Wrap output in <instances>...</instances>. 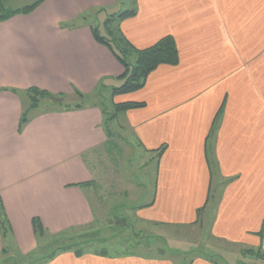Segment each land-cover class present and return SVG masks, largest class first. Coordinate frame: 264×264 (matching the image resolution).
<instances>
[{
	"label": "crops",
	"instance_id": "obj_1",
	"mask_svg": "<svg viewBox=\"0 0 264 264\" xmlns=\"http://www.w3.org/2000/svg\"><path fill=\"white\" fill-rule=\"evenodd\" d=\"M118 3L45 0L29 14L0 22V198L11 227L6 237L0 229V252L13 246L27 264H176L173 254L141 248L106 255L65 250L44 262L33 256L41 244L34 217L52 235L93 226L94 157L106 148L116 160L117 136L141 155L144 166L156 162L150 197L133 205L138 219L193 227L203 220L204 232L232 252L264 250V0H126L137 12L121 21L125 36L145 48L171 34L180 61L159 65L144 87L114 97L145 102L116 115L115 130L105 123L101 90L111 94L117 86L112 82L122 83L124 66L95 39L91 25H100L96 17ZM99 8L90 20L79 21L80 14ZM32 86L82 106L44 104L20 128L27 100L10 89ZM85 97L92 102L83 103ZM147 183H136L133 201ZM190 260L218 264L205 253Z\"/></svg>",
	"mask_w": 264,
	"mask_h": 264
},
{
	"label": "rangeland",
	"instance_id": "obj_2",
	"mask_svg": "<svg viewBox=\"0 0 264 264\" xmlns=\"http://www.w3.org/2000/svg\"><path fill=\"white\" fill-rule=\"evenodd\" d=\"M33 1L35 0H6L5 5L15 8ZM119 1L121 3H118L116 8L109 9L107 13H100L96 17L97 23L100 24L98 26L100 33L107 34L104 23L107 17L113 12L117 13L129 7L126 0ZM112 83L113 85H121V81H113ZM110 95L109 88L103 87L101 90V105L104 108L105 117H110L114 112L113 100ZM91 97H85L81 101L88 104L93 100ZM67 101L73 102L72 99ZM105 123L109 128L118 130L112 120L107 122L105 120ZM117 140L120 144H117L118 152H115L114 155L116 160L111 158L113 154L110 153L109 155L105 152L104 149L106 148L100 150L101 152H98L94 157L96 185L95 190L93 189L94 193L92 191L90 196L96 211L93 226L91 224L89 226L73 227L62 234V237L57 238L47 234L45 238L41 239L40 244L47 249L46 252L74 243L77 247L84 248L85 251L100 252L102 248L107 247L108 252L111 254L130 250L132 252L137 250L130 249L131 244L141 239L140 235L150 233L165 236L167 249L175 252L172 256L176 264H180L181 256L186 254L185 256L190 258L196 253L208 254L217 261L220 260V263L223 264H264V258L248 257L246 256L247 252L240 250L238 247L234 248L235 251L232 252L230 250L231 246L221 240L211 238L207 233L209 231L204 232L207 225L204 224L203 220H200L196 227H193L181 225L161 226L138 219L133 212V205L142 203L143 200L150 197L151 180L157 178L156 162L153 159L148 165L144 166L145 161L139 158L141 155H138L130 145L127 146L128 143H124V138L117 136ZM147 181L149 184L143 186L144 191L141 192L140 197L133 201L136 183L145 184ZM131 194H133L132 198ZM137 232L138 235L135 234ZM161 244H163L161 240L154 241L151 246L154 254H157ZM140 248L142 252L148 251L145 247L142 248L141 246ZM7 249V252H0V264H27L30 261L13 246ZM40 252L41 250L37 251L33 256L38 255Z\"/></svg>",
	"mask_w": 264,
	"mask_h": 264
},
{
	"label": "trees",
	"instance_id": "obj_3",
	"mask_svg": "<svg viewBox=\"0 0 264 264\" xmlns=\"http://www.w3.org/2000/svg\"><path fill=\"white\" fill-rule=\"evenodd\" d=\"M5 1L6 0H0V22L6 21L17 14H29L33 12L37 7H39V5H41L45 0H35L29 4L15 8L6 6ZM101 10L102 8H99L95 12L94 10H91L82 13L79 15V21H86L87 19L90 20L94 16V13H98ZM136 12L137 9L134 6L117 13L113 12L104 21L107 34H102L99 32V27H98L99 25L97 24L91 25V30L95 39L98 42L107 45L109 49L113 52L117 60L124 66V72L120 76V78L123 80L121 85L114 86L111 90L112 100L116 96L128 94L144 87L148 76L159 65L161 64L177 65L180 61L179 48L177 46V42L174 36L171 34H167L161 37L157 42L145 48H137L125 36V34L122 31L120 23L124 18L134 16ZM10 90L27 100L26 107L21 115L20 128L24 127L30 121L33 111L44 104L47 107V109H54V108L69 109V108H77L82 106L81 103L74 105L68 104L65 102L63 96L52 93L47 89H43L37 86H32L27 89L11 88ZM76 91L77 93H79L80 96L83 95V93L80 92L79 90ZM113 105H114V112L110 117L107 116L108 118L107 117L105 118L106 122L109 120H113L114 117L119 113L125 112L129 109L143 107L145 105V102L135 101V100H125V101L115 102L113 100ZM222 109L223 106L221 107L219 113L215 117L211 129V134H209V138L212 137V135H214V130L217 128V123L218 120L220 119ZM165 148L166 145L162 146L159 150H157L158 157L162 155ZM206 152H207V159L209 166L211 168V171L214 172L213 167H215L217 163L214 160V153L211 150V143H209ZM201 211H202L201 209L198 210L199 215ZM32 223H33L34 231L39 241H41L42 238H45V236L49 234L39 217H34ZM0 229L3 237H6L11 230L9 219L3 208V203L1 198H0ZM135 234L138 235L139 233L137 232ZM49 235L51 237H56V238L62 236L61 234L59 235L49 234ZM260 236H262V232H260ZM140 237L142 238L131 244L130 249L137 250L140 249L141 246L142 248L145 247L147 250L152 249L151 246L154 243V241L157 242V240H161L163 244L159 246L160 247L159 250L157 249L159 255H164V254L166 255L167 253H171V254L175 253L173 250L167 249V240L165 236L144 233L143 235H140ZM76 247L77 246L74 243L70 245L60 246L54 251L52 250L50 252H46L47 249H45L44 246L40 245L38 251L41 250V252L36 256L43 258L44 260L41 262H44L47 259L52 258L59 251L74 250V252L77 255H81L85 252L84 248L82 247L76 248ZM107 249L108 248H102V250L100 251L101 254L104 255L108 254L109 252ZM7 251L8 249L6 247L5 249L2 250V252H7ZM245 251L247 253L256 255L258 258L260 257L264 258V250L262 246H259L258 249L248 248ZM185 255L181 256L180 264L191 263L190 258H187L188 256L186 257ZM214 261L218 264H223L217 262L216 259Z\"/></svg>",
	"mask_w": 264,
	"mask_h": 264
}]
</instances>
